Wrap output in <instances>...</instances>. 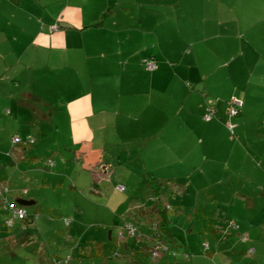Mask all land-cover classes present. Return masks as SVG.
Here are the masks:
<instances>
[{
    "label": "crops",
    "instance_id": "0c3cea01",
    "mask_svg": "<svg viewBox=\"0 0 264 264\" xmlns=\"http://www.w3.org/2000/svg\"><path fill=\"white\" fill-rule=\"evenodd\" d=\"M175 41L178 44L175 45ZM201 52L225 55L224 59L220 57L223 63L219 66L227 67L235 93L227 94L225 108L212 100H208L206 108L200 106L199 127L195 128L190 122V115L183 111L184 100L190 94L184 81L189 80L191 69L187 68L188 58ZM169 53L183 54V59L168 64L164 58H168L166 54ZM147 60L155 62L153 70L147 68ZM177 67L186 71L184 77L179 75L182 78L180 81L172 80V73L177 72ZM263 90L264 0H0V123L10 121L19 122L24 127L31 125L24 129L29 134H26L27 138L23 136L24 144H15V137L12 138L13 146L24 147L18 154L15 152L16 163L29 162L31 154L43 156L51 152L55 159L51 166L56 169L43 175V186L37 192L32 193L31 189L22 187L21 191L14 189L12 198L32 202L27 206L41 203L42 208L45 203L52 202L50 217L55 215V219L59 218V223L69 229L71 244V252L66 257L50 254L49 247L39 245L40 236H35L37 228L42 229L35 223L39 212L32 214L27 206L17 203L15 205L25 208L28 214L22 225L19 224L24 232L21 239L19 234L4 235L0 232V253L9 242L15 247L31 248L34 254L31 259L38 264H51L55 258L69 257H72V262L76 259L81 264L84 258H75L78 248L81 255L91 260L89 264H134L135 260H142L141 256H132L134 260L126 256L140 247L169 246V240L176 246L184 247L206 244L207 241L202 240L204 234H201V231L207 230L205 221L199 226L200 236L193 238V243L189 235L180 243V231L187 232L188 228L186 223L179 228V221L174 220L176 210L153 194L150 198L156 199L145 205L142 197L137 196V191L130 190L133 175L141 173L133 170L136 167L133 163L139 160L144 167L157 163L161 166L192 164L194 151L221 148L222 144L210 143L211 137L215 138L220 128L230 133L228 143L235 150L237 144L232 138L241 126L239 118L244 119L247 108V113L249 109L253 113L255 104L258 107L260 102L263 103L260 98L263 97ZM181 96L185 97L183 104ZM193 99L196 102L190 105L188 111L200 100L197 95ZM234 99L241 100L243 105L237 116L240 125L233 123V131L228 127L230 119L226 121L228 129L214 119L206 120L208 124L201 120L202 114L205 119L209 105L216 109V116L219 113L223 116ZM59 104H62L60 109L57 108ZM217 107L225 109L224 114ZM1 108H5L9 118H5ZM63 111L69 120V145H60L57 137L61 134ZM185 127L197 135L195 149ZM32 134H36L38 139L31 137ZM30 137L34 139L32 145L27 143ZM33 145H36L35 149L27 150ZM62 147L74 153L72 161H67V157L61 154ZM60 155L62 160H58ZM32 158L33 164L38 162V157ZM9 162L10 157H0V170H4ZM193 167H196L195 162ZM34 171L36 175L39 173L38 169ZM203 172L206 171L202 170L201 174ZM183 177L178 182L189 184L190 189V180L194 176ZM8 182L0 180V191L8 188V192L0 194L1 211L7 213L5 205L14 204ZM66 184L69 185L68 190L63 188ZM120 185L125 186V191L118 189ZM60 188L63 190L60 191ZM211 189L196 187L200 193L197 206L199 210L202 208V215L208 203L200 200L201 195L203 192L210 193ZM79 197L86 201L84 205L79 204ZM207 198L216 204V193L207 194ZM222 204L226 208L221 220L227 218L222 225H231L233 221L239 228L232 225L230 232H219L221 237L215 235L216 251L219 248L235 250L242 243L247 245V250H252V255L264 251V206L255 210L254 200L247 205L241 201L240 207L232 211L229 210L230 205ZM100 207L105 209L101 215L98 213ZM165 210L169 216L166 228L162 225L161 215ZM67 216L71 219L62 221L61 218ZM81 216H95V223L105 220L109 240L115 239L119 253L113 249L112 255L110 252L106 255L105 247H109L110 243L96 235L103 242L94 243L100 254L92 256L95 254L90 250L88 239L95 235L90 234L92 229L84 228L86 225L82 223L84 219ZM187 216L190 220V215ZM50 217L49 226L54 227L53 230L58 229L56 221ZM128 223L140 228L147 237L141 238V241L131 237L124 227ZM15 226L14 220L13 225L8 227ZM195 228L193 226L191 231ZM216 228L212 229L215 233ZM234 228L240 233L233 232ZM30 229L35 234L30 235ZM121 229L123 233H120ZM236 236L238 240L233 241ZM80 239L87 245L85 250L81 247L82 243H78ZM210 247L212 244L208 243L205 250H210ZM207 256H210L212 264L217 260L216 253ZM167 257L172 256L164 255L160 262L153 264L175 263ZM150 259V262L153 261ZM148 262L146 260L145 264H150ZM252 264H264V252Z\"/></svg>",
    "mask_w": 264,
    "mask_h": 264
},
{
    "label": "rangeland",
    "instance_id": "374dc122",
    "mask_svg": "<svg viewBox=\"0 0 264 264\" xmlns=\"http://www.w3.org/2000/svg\"><path fill=\"white\" fill-rule=\"evenodd\" d=\"M179 11L182 13L181 6L179 7ZM178 44L177 41H175V45ZM225 52V48H222ZM168 55V58L165 57L164 61H166L168 64L179 62L181 59H183V54L181 55H174V54H166ZM198 57V58H197ZM225 58L224 54H216L214 52H210V54L201 52L198 56H192L191 59L188 58L189 64H187V68H191L189 72V80H185L184 83L186 84V87H188V91L190 94L186 97L184 100V96H181L182 104L183 100L185 103V106H183V111L186 114H189L190 116V122L192 126L195 128L199 127L200 117H199V109L200 106H205L209 103L208 100L212 101H218V104L221 108H225V102L227 100L226 96L229 92L232 94L235 93L234 87L232 86L231 79L229 73L226 71L227 67L219 65L222 62L221 58ZM182 67L185 68V65ZM177 74L175 72L172 73V80L180 81L186 74L185 70H182V68H176ZM232 75L233 73L230 72ZM181 77H180V76ZM236 76L234 77V81L236 82ZM251 78V77H250ZM240 81L244 82L239 78ZM246 79V78H245ZM195 81V82H193ZM250 81V79H248ZM235 84V83H234ZM259 91V89H255ZM264 91V90H263ZM201 92V94H200ZM198 96L200 100L196 103V105L192 108V110L188 111L190 105L193 102H196L195 99H193L195 96ZM262 100L258 104L257 107L255 104V112L252 113V110L249 109V113H247L248 108L246 109V114L244 119L242 117H235L233 119V123H236L240 125V122L238 123L237 120H241V126L236 129V136H233L232 138L234 141L233 143L237 144V147L234 150V147L232 144H229L228 140L230 138V133H225L223 128H220L217 131V134L215 138L211 137L210 143H219L222 144L221 148H216L215 151L211 148L210 150L206 148L205 151H194V159L192 160V164H189L188 162L185 164V166H161L157 164L149 165L146 164V167L143 166L141 161L136 160L133 164H136V167L133 168V170L137 169L139 170L140 175L136 176L138 174L133 175L132 180L130 182V190L137 191V196L142 197L144 204L151 202L153 198H150V192L153 191L151 186H157L155 181L160 182L159 188H161L162 195L160 196V199L163 200V202L173 209L176 210L174 214V220L175 222L179 221V228H182L183 225L187 224V232H181L182 235H180V239L182 240L179 242H183V239L185 240L186 235H189V238L192 240L193 238H197L200 236L199 232V226L202 225V222L206 225L205 232L201 231V234H204V237L202 240L207 241V243L212 244V247H210V250L206 251L204 244L191 246V247H184L182 246H176L173 242L169 240V246L171 247V253L167 255H171L172 257H167L169 260L175 262L174 264H212L210 256H207V254H214L217 255V260L213 262V264H252L254 259L260 258V255H263L264 251H259L258 253L252 255L250 253V250H247V245L242 243L241 246H239V250H231L233 248H229L230 250L227 251V249L222 250L223 248H219L218 251H216L215 245H214V236L217 235L219 237L222 236L219 232L228 233L230 226H232L233 221H231V225L225 226L222 225L223 223H226V219H222V215L224 213V209L226 208L222 203L225 205H230V209L234 211L237 207L239 208L241 205V201L245 203V205L250 204L252 200L255 201V210H258V208H262L264 206V93L263 97H260ZM208 101V102H207ZM62 104H59L57 106L58 109H60ZM182 106L180 110L182 111ZM210 106V105H209ZM219 112L223 113L225 112V109H220L217 107ZM2 113L5 115V118H9L10 115L5 114V108H1ZM227 114V115H226ZM224 114L223 116H220V113L215 116L213 119L215 122H220L227 128L226 121L229 120V114L228 112ZM4 118V119H5ZM221 119V121H219ZM201 120L206 122L205 119H203V114L201 115ZM29 120L26 121V123ZM208 122V121H207ZM206 122V123H207ZM208 124V123H207ZM225 124V125H224ZM19 124V122L16 124L11 123L10 121L8 123H0V157L7 156L10 157V162L7 163L4 167V170H0V180H6L9 181V188H10V196L12 203L17 204L16 198H12V195L14 194V189L16 190H22V187L31 189L32 193L37 192L39 190V187L43 186V178L46 172L56 171V169L51 166L52 161L54 162L55 159L51 155V152L45 153L43 156H37L35 154H31V160L26 162L20 161L19 163L15 161V152L17 154L19 151H22L24 147L21 145L19 146H13L11 144L13 136H19L21 138H27V134L25 132V128H29L31 125H25V127ZM207 126V125H206ZM203 125V127H206ZM60 127H61V134L58 135V142L60 145H69L71 143L70 139V132L68 130L69 128V120L66 118V115L63 111V116L60 119ZM186 128V127H185ZM228 129V128H227ZM198 131V130H197ZM186 132L190 134L191 142L193 145V148L195 149V144L197 142V135L193 134L192 130H188L186 128ZM230 132V131H229ZM24 133V134H23ZM27 134V135H26ZM25 136V137H23ZM29 137V136H28ZM31 137H35V139H38L36 134H32ZM56 137V135H54ZM40 139L38 140V143H40ZM207 142V137H206ZM36 145L30 146L27 148V150L35 149ZM37 150V149H36ZM44 151V150H43ZM39 152V151H35ZM65 157H67V161H72L71 157H74V153L69 152L65 149V147H62V153ZM57 156V153H56ZM32 157H38V162L33 164V158ZM54 159V160H53ZM63 158L58 156V160H62ZM74 162V161H73ZM193 162H195V168L193 167ZM1 165V163H0ZM141 165L143 168H141ZM240 165V166H239ZM202 166V169L200 167ZM117 169L118 167L115 166ZM38 169L39 173L34 174L35 171ZM54 169V170H53ZM119 170V168L117 169ZM124 169L122 168V171ZM202 170H205L206 172H203L201 174ZM191 176L193 175L194 178L192 181L190 180L191 188L189 189V184H185L183 182H178L182 180L183 176ZM143 178H139V177ZM123 177V176H121ZM212 177V178H211ZM159 178L161 180H159ZM183 179H186L183 177ZM12 180V181H11ZM31 182H28V181ZM69 181V180H68ZM215 181V182H214ZM220 181V182H219ZM219 182V183H217ZM12 183V184H10ZM70 183V181H69ZM185 184V186H184ZM14 185V186H13ZM63 187V186H61ZM196 187H210L212 188L210 190V193L214 192L217 195L216 204L212 202L211 198H207V194L203 192L201 195L200 200L202 202L208 203L206 211L204 215H202V208L199 210L197 206V200L198 195L200 193L198 190H196ZM23 188V189H24ZM64 190L69 189V185L66 184L64 187ZM63 189L60 188V191ZM72 191V190H70ZM254 191V192H252ZM250 192V195H249ZM253 193V194H251ZM60 195V194H59ZM184 195V196H183ZM254 195V196H253ZM61 196V195H60ZM84 196V195H83ZM219 196V197H218ZM250 198H246L249 197ZM63 197V196H61ZM87 197V196H84ZM198 197V198H197ZM86 199V198H85ZM241 200V201H239ZM62 202H65L64 199H62ZM78 202L80 205H84L86 202L85 200L81 199L79 197ZM100 203V202H99ZM191 203V204H190ZM52 202L45 203L42 208L41 203H37L33 206H27L26 209L31 211L32 214L35 212H39L38 220L35 221L36 224L41 226L42 229L36 230V235H39L38 237L39 245L45 244L50 249V254H56V255H62L63 257H66L67 254L71 252L69 242V232L65 226L61 225V222L59 218L55 219L56 216L53 215L50 217V205ZM56 205V208L58 209V203L56 201L54 202ZM190 204V205H189ZM184 205V206H183ZM87 206V204H86ZM183 206V207H182ZM191 206V207H190ZM65 207V206H64ZM41 208V210L39 209ZM91 208V207H90ZM45 209L48 211L46 212ZM184 209H187L186 212L181 214ZM96 210V209H95ZM98 213L101 215V213H105L104 207L98 208ZM58 215V214H56ZM187 215H190V220ZM9 214L5 211H1L0 208V229H3V234H19V238L21 239V233L24 232L21 230V222H24L23 220H15L16 226L13 228H9L6 225V220L8 218ZM222 216V217H221ZM53 218L54 221H56L55 224L59 227L58 229L52 228V226H49L48 218ZM84 220H82V223H85L86 226L84 228L92 229V232L90 233L91 238H89V243H91L90 250H93L92 256H97L100 254L99 248L95 246V242H103L101 240H98V236L105 238L106 243H110L111 248L108 246L105 247L106 255L111 254V251L113 249H116L119 252V248L116 245L115 239L113 241L109 240V231L107 230L108 226H104L105 220L101 222L98 220V223H95V216L91 218L92 216H81ZM62 221L64 219H71L69 216L61 218ZM93 219V222L92 220ZM58 220V222H57ZM221 220V221H220ZM93 223L92 225H90ZM220 223V224H219ZM21 224V225H19ZM235 224V223H234ZM89 225V226H87ZM175 225V224H174ZM216 225V226H215ZM237 228L239 226L235 224ZM193 226L196 227L195 231H191L193 229ZM211 226V228H210ZM214 227H217V232L215 233L212 231ZM176 229V227L174 226ZM232 228V227H231ZM237 228H234V231L236 234L240 233ZM20 231V232H19ZM31 235L32 233L35 234L31 229L28 231ZM28 232H25L26 234ZM123 233V229H121V232ZM89 234V235H90ZM235 234V235H236ZM74 235V234H71ZM33 237V236H32ZM238 236H236L233 241H237ZM117 238V236H115ZM36 239V237H34ZM230 239V238H229ZM243 241V237H241ZM241 239L239 240V243L241 242ZM3 240V239H2ZM97 240V241H95ZM43 241V242H41ZM195 241L192 240L193 243ZM87 242V241H86ZM78 243H82V240H78ZM8 245L5 247L4 251L0 253V264H38V262L33 261L31 258H33L34 254L31 253V248L26 249L25 247L17 245L16 247L14 245ZM83 249L85 250L87 248V245L85 246V241L81 244ZM117 246V247H116ZM41 248V247H39ZM89 248V246H88ZM70 250V251H66ZM115 251V252H117ZM240 253H239V252ZM114 252V253H115ZM113 253V254H114ZM175 253V255H174ZM36 255V254H35ZM118 255V254H117ZM84 258L81 264H89L91 261L88 257H85L80 254V248L76 249L75 258ZM187 257V260L185 259ZM95 258V257H92ZM189 258V259H188ZM175 260V261H174ZM33 261V262H32ZM109 261V260H108ZM102 263V261H98ZM178 262V263H176ZM91 263V262H90ZM44 264V263H42ZM72 264H79L76 259L73 260Z\"/></svg>",
    "mask_w": 264,
    "mask_h": 264
},
{
    "label": "built area",
    "instance_id": "2783aa9c",
    "mask_svg": "<svg viewBox=\"0 0 264 264\" xmlns=\"http://www.w3.org/2000/svg\"><path fill=\"white\" fill-rule=\"evenodd\" d=\"M145 63H146V66L149 70H153L155 68V62L153 60H147ZM242 105H243V102L241 100H238V99H234L229 103L228 114H229L230 120L228 122V127L232 131L235 127V125L232 122V119L239 115ZM214 115H215V111L212 109H209L207 114L205 115V120H207V121L211 120ZM13 141L15 144H24L25 143L24 140L20 137H15L13 139ZM27 143L32 145L34 143V139L30 137L27 140ZM118 189L121 191H125V186L120 185V186H118ZM6 192H8V188H5L3 191H0V194L6 193ZM5 209L10 214V218L7 219V221H6L7 225L10 227L13 225L14 220H16V219L25 220L28 217L26 209L23 207L16 206L15 204H7V205H5ZM67 223H68V221H67ZM232 225L236 226L234 223ZM125 227L129 232L135 233V228L133 225L126 224ZM244 239H247V238L244 237ZM159 246H161L164 250L168 249L167 246L164 247L163 245H160V244L157 245L152 252L154 257H158L160 255ZM204 246L206 248H208V243L204 244ZM250 253H252V250H250ZM70 259H71L70 257L66 258V259L55 258L52 260L51 264H69Z\"/></svg>",
    "mask_w": 264,
    "mask_h": 264
},
{
    "label": "trees",
    "instance_id": "16d2710c",
    "mask_svg": "<svg viewBox=\"0 0 264 264\" xmlns=\"http://www.w3.org/2000/svg\"><path fill=\"white\" fill-rule=\"evenodd\" d=\"M228 106H229V104H228ZM209 109H212V110H214L215 111V115L213 116V118L216 116V109L214 108V107H211V106H208V108H207V112H208V110ZM207 112H206V114H207ZM237 117V116H236ZM212 118V119H213ZM211 119V120H212ZM230 119V118H229ZM211 120H209V121H211ZM16 137H18V136H16ZM21 138V137H20ZM156 182V184H157V186H151L150 188H152V190L153 191H151V194H153V195H155L156 196V198H158V199H160V196L162 195V193H161V188H159V186L161 185L160 184V182L159 181H155ZM155 197L153 198V199H156ZM166 210L165 211H162L161 212V215H162V217H163V224L162 225H164V227L166 226L167 227V223H168V221H169V216L166 214ZM24 221V220H23ZM128 224H131V223H128ZM131 225H133V224H131ZM134 226V228H135V233H131V232H129V235L131 236V237H135V238H137L139 241H141L142 239L141 238H143V237H145L146 236V234H144V232H142L141 230H140V228H138L137 226H135V225H133ZM125 227V226H124ZM165 227V228H166ZM126 228V227H125ZM124 228V230H126ZM164 228V229H165ZM121 236H124V234H122ZM118 237H120L119 235H118ZM147 237V236H146ZM125 238V237H124ZM163 246L164 247H168V249L167 250H164L161 246H159V252H160V255L158 256V257H154L153 256V254H152V252H153V250H154V248L156 247H140L139 249H136V250H134L133 251V254L131 253V254H129V255H127L126 257L127 258H130V260H134L135 258H132V256H141L140 258L142 259L141 261H143L142 262V264H145V261L147 260V261H149L150 262V258H152L153 259V261H151L150 262V264H153V263H155V261H159L160 262V260H161V257L162 256H164V255H167V254H169V253H171V247L170 246H168L167 244H163ZM206 248V247H205ZM206 249H208V248H206ZM119 253V252H118ZM118 255H123V254H118ZM174 255H175V253H174ZM66 259V258H65ZM141 261H137V260H135L133 263L134 264H136L137 262H141ZM72 262V257H71V259H70V263L69 264H72L71 263ZM148 262V263H149Z\"/></svg>",
    "mask_w": 264,
    "mask_h": 264
},
{
    "label": "water",
    "instance_id": "95a60500",
    "mask_svg": "<svg viewBox=\"0 0 264 264\" xmlns=\"http://www.w3.org/2000/svg\"><path fill=\"white\" fill-rule=\"evenodd\" d=\"M16 201H17L18 204L23 205V206H27V205L32 204V202H29V201H27L25 199H18Z\"/></svg>",
    "mask_w": 264,
    "mask_h": 264
}]
</instances>
